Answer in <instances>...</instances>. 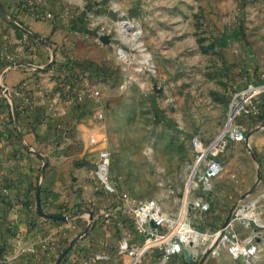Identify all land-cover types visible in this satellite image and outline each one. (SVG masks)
<instances>
[{
    "label": "rangeland",
    "instance_id": "374dc122",
    "mask_svg": "<svg viewBox=\"0 0 264 264\" xmlns=\"http://www.w3.org/2000/svg\"><path fill=\"white\" fill-rule=\"evenodd\" d=\"M36 2L39 20L49 13V21L72 29L73 43H110L114 53L105 97L70 119L69 149L60 145L67 136L65 130L59 133L62 115L51 109L56 142L44 170V163L39 166L36 185L47 174L51 188L62 186L67 196L63 208L40 205L42 212L67 217L58 222H77L96 234L105 227L113 237L108 246L115 250L114 239L123 231L134 246L143 244L130 218L132 205L153 200L174 220L186 199L200 195L210 201V210L190 212L198 233L191 247L165 257L150 244L140 264H264V112L236 114L232 124L245 129L244 140L235 141L228 132L218 141L216 158L224 168L212 190L195 187L189 198L185 192L195 162L192 136L205 145L214 141L229 123L235 95L264 85V0ZM259 99L264 108V94ZM103 150L110 157L109 177L128 202L105 193L96 176ZM49 194L51 203L61 196L55 190ZM116 210L120 226L103 216ZM228 224L225 234L253 243L254 256L233 255L228 243L217 246L212 235Z\"/></svg>",
    "mask_w": 264,
    "mask_h": 264
},
{
    "label": "crops",
    "instance_id": "0c3cea01",
    "mask_svg": "<svg viewBox=\"0 0 264 264\" xmlns=\"http://www.w3.org/2000/svg\"><path fill=\"white\" fill-rule=\"evenodd\" d=\"M36 4L0 0V87L7 90L6 100H0V264H58L72 241L59 264H127L118 250L125 231L114 239L113 250L105 227L96 234L77 222L46 221L37 211L36 173L56 142L51 109L57 107L62 115L59 133L65 130L67 136L60 145L69 149L70 119L92 109L98 96L103 100L114 53H109L110 43H73L72 29L39 20ZM45 177L40 178V205L63 208V187L52 189ZM50 190L61 195L53 203Z\"/></svg>",
    "mask_w": 264,
    "mask_h": 264
},
{
    "label": "built area",
    "instance_id": "2783aa9c",
    "mask_svg": "<svg viewBox=\"0 0 264 264\" xmlns=\"http://www.w3.org/2000/svg\"><path fill=\"white\" fill-rule=\"evenodd\" d=\"M44 17L49 20L51 15L45 13ZM1 89L0 97L1 95L5 96L7 94L6 88ZM249 90H254V93L248 99L244 100V95ZM259 94H264V85L259 88L249 86L248 89L235 95V97L238 96L239 99L233 101L231 109L234 107L235 102H242L244 100L238 112L246 115L250 113L254 116L260 115L264 112V108L259 99ZM244 132L245 129L242 126L235 125H232L231 131H229L235 141H243ZM218 145L219 143L216 140L205 145L200 136H192L191 147L195 153V162L190 176V183L188 181L185 187L188 198L191 196V191L195 187L200 188L204 192L211 191L212 181L223 172L224 167L216 158ZM109 158V153L107 151L103 150L99 153L98 162L96 163V176L105 193L113 195L115 200L119 202H128V195L126 193H118L116 184H114L109 177ZM209 206L210 201H208L206 197L200 195L194 198V201L186 199L176 219L172 220L161 211L158 204L153 200L140 201L132 205L130 209V218L136 229L143 236L144 241L140 246L132 245L128 237L129 235L127 231H125V234L119 240L120 253L126 256L127 264H140L150 244H152L151 246H158L165 257L185 253L186 249L191 247L194 240L198 237L197 230L190 218V212L208 213L210 210ZM116 215L117 210L103 212V216L107 220H111L112 223L117 222L120 226L121 223L118 222L119 217ZM229 226L228 224L226 228L224 227L212 235L217 246L228 243L227 250L233 255L244 254L249 257L254 256L257 253V248L253 243L249 241L240 242L236 235L229 233L225 234ZM216 254H218V252H216Z\"/></svg>",
    "mask_w": 264,
    "mask_h": 264
},
{
    "label": "water",
    "instance_id": "95a60500",
    "mask_svg": "<svg viewBox=\"0 0 264 264\" xmlns=\"http://www.w3.org/2000/svg\"><path fill=\"white\" fill-rule=\"evenodd\" d=\"M221 136H222V133L215 140L217 141ZM45 167H46V163H44L42 167V171L44 170ZM36 201H37V211L39 215H41L42 217H45L52 221H60V222L67 221V217L60 216V215H48L42 212L41 207H40V202H39V186L37 187V190H36ZM73 244H74V241L70 243L68 249H66L65 251L61 253L60 258L58 259V264L62 260V258L67 254V252L71 249Z\"/></svg>",
    "mask_w": 264,
    "mask_h": 264
},
{
    "label": "bare ground",
    "instance_id": "6f19581e",
    "mask_svg": "<svg viewBox=\"0 0 264 264\" xmlns=\"http://www.w3.org/2000/svg\"><path fill=\"white\" fill-rule=\"evenodd\" d=\"M254 93V90H249V91H247L246 93H245V95H244V100H246V99H248L252 94ZM243 100V101H244ZM243 101L242 102H235V104H234V107L231 109V112H230V117H229V123L226 125V128H225V130L223 131V133H222V136L217 140V141H220V140H222V138L225 136V134L227 133V132H229V131H231V128H232V123H233V118L236 116V114H237V112H238V109H239V107L241 106V104L243 103ZM190 180H191V177L189 178V183H190ZM188 183V184H189Z\"/></svg>",
    "mask_w": 264,
    "mask_h": 264
}]
</instances>
